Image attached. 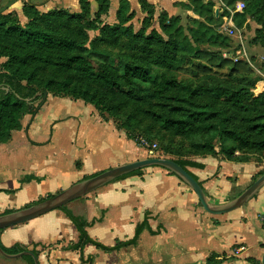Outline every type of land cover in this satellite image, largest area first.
Masks as SVG:
<instances>
[{
    "label": "crops",
    "instance_id": "crops-1",
    "mask_svg": "<svg viewBox=\"0 0 264 264\" xmlns=\"http://www.w3.org/2000/svg\"><path fill=\"white\" fill-rule=\"evenodd\" d=\"M53 103H62L64 110L48 109L45 100L33 116L21 119V128L7 143L0 144V196L9 195L5 205L52 196L94 174L147 157L90 106ZM256 157L244 162L222 154L181 159L200 166L187 171L208 203L219 207L264 173V160ZM6 183L15 188L3 187ZM66 209L82 218L88 238L106 249L92 243L74 248L78 233L61 209L1 230L0 243L37 251L38 264H205L210 256L218 264H260L264 253V184L237 209L212 215L184 182L163 168L148 167L70 202ZM142 222L147 228L135 243L125 245ZM4 259L26 264L20 258Z\"/></svg>",
    "mask_w": 264,
    "mask_h": 264
},
{
    "label": "trees",
    "instance_id": "trees-1",
    "mask_svg": "<svg viewBox=\"0 0 264 264\" xmlns=\"http://www.w3.org/2000/svg\"><path fill=\"white\" fill-rule=\"evenodd\" d=\"M94 1L97 5L96 15L106 14L109 1ZM239 1L243 2L244 9L241 13L234 15L235 26L238 29L245 18L248 17L249 8H264V3L259 4L260 0H250V4L245 3V0ZM79 2L81 14L73 15L59 12L57 16L64 17L76 25L84 26V18L89 13V2L87 0H79ZM230 2L233 1L225 0L226 5H229ZM139 3L141 9L146 12V17L141 21L142 27L139 32L132 33L125 26L126 23L134 18V13L130 11L127 0H119L116 11L117 25L102 26L99 29V33L108 38H118L122 34H126L135 42L141 44L145 50L151 48L168 49L172 53L192 56L198 63L193 67V70H190L172 66L170 61L163 60V57L151 58L149 60L150 63L159 69L174 70L193 78L208 76L216 74L217 71L225 70H228L227 75L230 78L237 75H253L245 63H233L221 57V51L230 46V39L219 34L223 39L225 38V41L219 40L216 36L217 34L212 35L210 28L202 23L192 32L193 43L184 35L179 18L168 17L166 14L159 15L158 26L161 32L168 39H171L172 42H165L153 36V34L145 35L144 29L150 24L153 11L152 6L146 3L145 0H141ZM203 11L209 15V20L213 19L215 21L218 28L225 12L215 13L213 2L203 3L200 0L197 2V14L202 15ZM8 18L9 16L0 14V47L2 50L11 52L8 60L1 65L0 70V84L9 88L7 93L0 92V144L7 143L10 140L11 133L21 128L20 121L25 114L33 116L42 105L40 103L34 108L31 105L38 98H35L30 103H26L23 100L33 97L37 92L42 93L53 89L57 94L81 99L97 108L94 98L84 90L75 92V90L68 88L67 84L64 83L57 87L49 83L37 84L31 74L26 76V72L24 73V69L19 64V60L26 57L27 62L56 66L68 72H76L84 82L100 85L114 94H118L133 102H141L144 97L137 95V91L133 88L136 84L152 88V93L157 97L167 91H185L187 97L177 98L176 104L168 106L166 113L164 111L142 110L141 114L143 118L148 119L164 133L175 138L192 141L188 143L187 149L182 153H178L180 152L179 150L176 152L164 151L166 156H175L176 158L169 159L186 171L188 167L200 168L198 164L181 159V157L191 155L222 154L226 159L237 162L247 161L250 157L256 155L257 159L264 160V89L258 93H252L248 87H237L231 84L217 89L203 86L195 88L185 87L172 79L152 74L145 65L126 61L119 57H111L107 53L86 48L80 43L71 40L53 37L28 25L20 27L12 22L10 23ZM258 22L264 26V20L261 19L259 13ZM256 33L260 41L264 43L262 30H256ZM204 45L208 48H199V46ZM30 50L36 52H58L63 54V57L59 63L53 64L46 57L38 56L35 53L33 56L28 54ZM204 97L208 98L210 102L201 105L193 102L195 99ZM99 115L102 118L106 117L102 116V113ZM136 125L138 124L132 117H127L124 122L120 123L119 128L125 132L130 140H136L137 137L132 135L133 128ZM208 134L210 135L209 137L207 136ZM199 136H207V138L203 141H196L195 139ZM213 141L218 142V145ZM141 172L142 169L115 180L138 175ZM188 173L196 180L190 172ZM170 174L175 176L173 173ZM61 210L65 212L66 217L74 225L78 233V243L73 246L74 248L92 243L97 247L106 249L88 238L85 232L87 223L82 218L73 216L65 207L61 208ZM11 211L13 210L5 211L2 214ZM144 228H147L145 222L137 225L133 238L126 242L125 245L135 243ZM0 247L5 253L10 255L27 251L18 244L4 247L0 243ZM31 252L37 257V251L32 250ZM20 259L26 264H33L30 256H23ZM218 263L213 256L207 258L205 262V264Z\"/></svg>",
    "mask_w": 264,
    "mask_h": 264
},
{
    "label": "rangeland",
    "instance_id": "rangeland-1",
    "mask_svg": "<svg viewBox=\"0 0 264 264\" xmlns=\"http://www.w3.org/2000/svg\"><path fill=\"white\" fill-rule=\"evenodd\" d=\"M8 0H0V7L5 4ZM89 2V13L85 16V25L79 26L75 23L65 19L64 17L57 16L59 12H65L68 14H81L79 0H17L10 8L2 13L4 16H9L8 20L10 23H14L20 27L31 26L37 30L44 31L49 35L57 38H63L67 40L80 43L86 48H90L96 51L104 52L111 57H119L123 60L130 61L137 64L145 65L150 72L163 78L172 79L182 86H188L195 88L197 86L212 87L214 89L220 88L221 86L231 84L237 87H248L252 93L258 91L259 82L264 79V67H260L261 74L258 75H237L235 77H228L226 71H217L216 74L208 76H199L196 78L187 76L181 72L174 70L159 69L150 63L151 58L163 57V60L170 61L172 66H179V68H187L193 70V67L198 64L192 56H183L177 53H172L168 49L151 48L144 49L141 44L135 42L130 36L122 34L118 38H108L102 36L99 33V29L105 25H117L116 23V11L118 9L119 0H108V10L104 15L97 16L96 10L97 5L94 0H87ZM141 0H127L130 11H133L134 18L126 23L128 30L132 33H137L141 30V21L146 17V12L141 9ZM146 3L152 6V18L150 24L144 29V34H153V36L161 39L165 42H172L165 36L159 26L158 17L159 15L166 14L168 17H178L180 26L183 29L184 35L189 39L191 43L192 32L199 26L200 23L208 26L211 30L212 35H216L219 40L225 41L221 35L219 36L218 28L215 21L209 20L207 12L203 11L202 15L197 14V2L200 0H145ZM204 3V0H201ZM229 6H234L239 0H231ZM225 2V0H224ZM245 3L250 4V0H245ZM264 0H260L259 4H263ZM258 13L261 19L264 20V8H249L248 17L245 18L241 25L240 32L245 42L248 53L253 58H259L264 55V43L260 41L257 36L256 30H262V36L264 38V26L258 22ZM91 24V25H87ZM200 49H206L207 46H199ZM36 54L41 57H46L53 64L59 63L63 54L58 52L48 51H33L30 50L28 54ZM11 55L9 50H2L0 47V70L1 65L8 60V56ZM26 57L19 60L21 68L24 69L26 76L31 74L37 84H52L59 86L61 83L67 84L68 88H72L77 92L78 90H84L88 95L92 96L97 103V108L91 104H87L81 99L71 98L62 94H57L53 89L52 91H46V103L51 105L48 109L56 110L61 108L64 110L65 106L62 103L61 106L55 107V100H63L67 103H74L73 108H82V104L90 106L94 109L98 116L105 121H110L114 126L119 128L120 123L124 122L127 117H132L138 125L133 128L132 135L137 137L136 140H132L138 147L146 152L147 157H151V151L153 152L152 157H163L168 158L169 156L164 155V151L176 152L179 150L182 153L187 149L188 141L183 138H175L171 135L164 133L157 126L151 123L148 119L143 118L142 110H153V111H164L167 112V108L170 105L176 104L177 98H186L187 93L181 90L167 91L163 95L155 96L152 92L153 89L142 84H136L133 86L134 90L137 91L138 96H144L141 102H133L127 100L124 97L114 94L107 88H104L95 83L84 82L80 75L76 72H68L64 69L56 66H48L43 64H36L34 62H27ZM27 62V63H26ZM23 65V66H22ZM55 89V88H54ZM51 102V103H50ZM197 104L209 103V99L198 98L193 100ZM41 103V96L33 102L31 105L36 107ZM53 103V104H52ZM55 107V108H54ZM102 113L101 117L99 114ZM61 114V113H60ZM25 114L23 118L28 116ZM107 118V120H106ZM21 125V124H20ZM210 136L209 134L207 135ZM207 136L197 137L196 141H203ZM144 141V143H142ZM218 145V142L213 141ZM155 145V149L151 146ZM169 159V158H168ZM146 168L142 169L145 170ZM28 179V178H25ZM7 189H14L15 184L6 183L3 186ZM16 192L12 191L14 194ZM11 195V193H8ZM54 195V194H53ZM6 193L0 196V214L8 210H20L31 205L39 200L49 197L50 194L45 196L37 197L35 200L28 202H13L8 205L2 202L7 197ZM11 197V196H10ZM70 205L69 207H71ZM68 208V204L65 206ZM3 256L0 255L1 264H9V261H5ZM17 264V263H15Z\"/></svg>",
    "mask_w": 264,
    "mask_h": 264
},
{
    "label": "water",
    "instance_id": "water-1",
    "mask_svg": "<svg viewBox=\"0 0 264 264\" xmlns=\"http://www.w3.org/2000/svg\"><path fill=\"white\" fill-rule=\"evenodd\" d=\"M16 1L17 0H8L5 4H3L0 7V14L10 8V6H12ZM215 13H217V11H215ZM2 91H4V93H7L9 92V88L7 86H3ZM15 96L17 97V95ZM39 96H41V104H43L47 96L45 91H43L42 93L37 92L33 97L23 100L26 103H30ZM148 167H160L169 171L170 173H173L178 179L184 182L192 190L203 210L212 215H221L237 209L238 207L243 205L252 195H254V193L264 184L263 173L231 202L227 203L224 206L214 207L208 203L200 184L196 180H194L185 169H183L171 159L163 157H150L109 168L79 182H76L68 188L41 201L26 206L23 209L14 210L6 214H0V231L23 224L53 210L61 209L70 202L86 196L87 194L97 190L98 188L114 181L121 176ZM0 255L10 259L30 256L33 260V264H38L37 257L28 250L10 255L5 253L0 247ZM260 264H264V253L261 256Z\"/></svg>",
    "mask_w": 264,
    "mask_h": 264
},
{
    "label": "built area",
    "instance_id": "built-area-1",
    "mask_svg": "<svg viewBox=\"0 0 264 264\" xmlns=\"http://www.w3.org/2000/svg\"><path fill=\"white\" fill-rule=\"evenodd\" d=\"M211 1L215 5V11L223 13L220 25L218 26V33L230 39L231 44L228 48L221 51V57L223 59L229 60L233 63L243 62L245 63L253 74L260 76L261 69L264 67V55L259 58H253L247 51L245 42L241 36L240 29L235 26L234 15L236 13H241L244 9L243 2H237L233 7L226 5L224 0H204V2ZM258 92L264 89V79L259 82ZM144 143V141H142ZM155 149V145L151 146ZM153 155V152H150ZM261 227L264 231V213L260 217Z\"/></svg>",
    "mask_w": 264,
    "mask_h": 264
},
{
    "label": "flooded vegetation",
    "instance_id": "flooded-vegetation-1",
    "mask_svg": "<svg viewBox=\"0 0 264 264\" xmlns=\"http://www.w3.org/2000/svg\"><path fill=\"white\" fill-rule=\"evenodd\" d=\"M3 86H4V85H1V84H0V92L2 91V87H3ZM2 92H4V91H2Z\"/></svg>",
    "mask_w": 264,
    "mask_h": 264
}]
</instances>
